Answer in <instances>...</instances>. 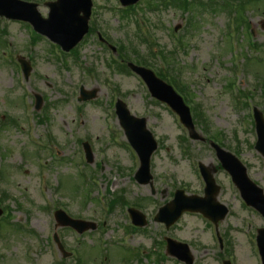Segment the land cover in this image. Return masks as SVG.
<instances>
[{
    "label": "rangeland",
    "instance_id": "1",
    "mask_svg": "<svg viewBox=\"0 0 264 264\" xmlns=\"http://www.w3.org/2000/svg\"><path fill=\"white\" fill-rule=\"evenodd\" d=\"M27 1L36 3L45 18L48 8L43 3L54 0ZM92 3L89 27L93 21L97 31L75 47V55L71 52L65 56L52 44L47 46L43 38L32 42L31 30L23 24L0 21V196L6 194L2 206L9 215L0 230V264H56L59 252L51 242L53 233L62 237L66 251H77L86 264H179L170 257L166 261L160 246L164 237L171 236L189 243L194 264H222L228 252L234 256V263L229 259L232 264H260L255 235L257 226L264 228V222L253 211L242 209L222 170L214 174L221 186L218 202L228 208L227 216L218 224L221 238L227 240L220 250L199 214L183 215L168 231L153 222L174 190L202 196L196 162L210 169L219 164L209 144L189 140L177 118L150 98L136 76L118 72L110 63L117 57V45L124 46L135 60L147 58V49L137 38L133 18L122 20L117 13L119 4L115 0ZM211 3L215 6L208 10L199 6L184 10L181 0L175 4L139 0L137 19L140 24L147 20L150 38H155L154 43L165 54L170 74L180 77L190 102L200 106L209 134L241 161L249 179L264 192V162L253 148L250 107L254 105L264 118V0ZM222 5L230 8L233 16L221 9ZM1 29L5 35H1ZM97 33L106 45L98 40ZM179 37L181 44L176 41ZM109 46L115 48L114 53ZM236 53L239 56L232 57ZM17 57L32 59L27 80L16 74L20 72ZM55 58L66 60V64ZM148 64L153 72L161 68L158 61ZM233 80L239 84V93H246L239 101L247 107H239L235 101L238 86ZM80 86L96 91V98L78 103ZM26 89L31 90V96ZM33 95L41 98L38 112L33 111ZM24 96H28L27 109L23 108ZM115 99H121L133 116L146 118L147 129L157 141L158 148L150 159L153 195L149 186L137 185L133 179L138 159L127 149L118 126ZM44 109L47 120L37 122L32 113ZM195 128L207 138L198 126ZM83 142L89 144L93 154L89 165L81 158ZM116 195L128 206L139 203L138 210L147 220L146 227L133 233L128 243L121 239L126 232L123 226L128 227L129 222L122 204L106 213L107 207L99 199L102 196L107 202ZM58 208L71 218L98 227L81 238L69 228H55L53 213ZM123 210L126 212L127 207ZM210 232L215 233L211 228ZM138 247L147 251L139 249L135 254L147 253V259L135 262L132 250ZM76 262L72 255L61 264Z\"/></svg>",
    "mask_w": 264,
    "mask_h": 264
},
{
    "label": "water",
    "instance_id": "2",
    "mask_svg": "<svg viewBox=\"0 0 264 264\" xmlns=\"http://www.w3.org/2000/svg\"><path fill=\"white\" fill-rule=\"evenodd\" d=\"M125 1H129L128 3H135L137 0ZM48 6L50 7L49 19L45 22H49L50 20H58L59 24L56 26L57 29L64 28L71 32L75 31L72 29L73 24H77L75 22V16H77L79 12L83 13L84 17H82L80 24L83 27V30L80 33L77 31V33L73 34L76 36V39L68 46V48H71L86 32V22L90 14L91 7L90 0H58L56 3L48 4ZM25 7H28V9L35 8L33 5L23 4L15 0H0V14H4L8 18L28 21L34 26L36 30L41 31L39 25H37L39 24V17L35 16V13L33 14L34 16H23L26 12L24 10ZM61 22H67L68 27L61 24ZM41 32L44 33L43 31ZM58 33L64 34L63 32ZM131 68L143 77L147 83L152 97L157 98L158 100L171 106V108L180 115L185 126L189 128L192 138L198 139V137L193 133L188 109L182 105L179 97H177L169 87L155 79L150 72L133 66H131ZM27 71L28 70H26V72ZM87 97L83 95V99H91L93 98V94ZM116 109L119 123L124 130L125 136L127 137L129 143L135 148L140 158V169L136 174V180L140 184H147L151 179V176L149 175V159L151 154L156 149V143L153 140L152 135L146 130L144 119H136L133 116H130L125 109V106L120 102L117 104ZM256 125L258 128V133L264 142V124L261 120V117L259 116H256ZM220 153L222 154L221 162L223 167L231 173L233 180L241 189L243 198L246 200L248 205L257 208L264 215V199L259 195L260 191L255 188L256 190L254 189L253 193L249 194L245 188L246 185L250 186V183L245 175V169L229 154L223 152ZM205 173L207 182L212 185L213 181L211 180L210 174L208 172ZM209 190L206 194L207 197L204 200L196 197H183L182 192H176L174 200L159 210V215L157 216L156 220L163 221L167 224V226H169L175 222L184 211L201 212L204 216H210L209 213L211 207L219 206L214 202L213 193L209 192ZM256 193H258V195H255ZM203 202H205V204H203ZM224 213L225 211L222 212L221 217ZM134 214L135 213H132L133 216ZM55 216L57 221H60L62 225L71 226L79 232H82L89 227L94 228V226L89 224L70 220L60 212H57ZM142 221L140 225H143L144 221ZM79 225H83L84 228H79ZM180 255V258H187L182 254ZM190 263L191 262H188V264Z\"/></svg>",
    "mask_w": 264,
    "mask_h": 264
},
{
    "label": "trees",
    "instance_id": "3",
    "mask_svg": "<svg viewBox=\"0 0 264 264\" xmlns=\"http://www.w3.org/2000/svg\"><path fill=\"white\" fill-rule=\"evenodd\" d=\"M145 60H146V59H144V58H140L138 61H139L142 65H144ZM141 61H142V62H141Z\"/></svg>",
    "mask_w": 264,
    "mask_h": 264
}]
</instances>
